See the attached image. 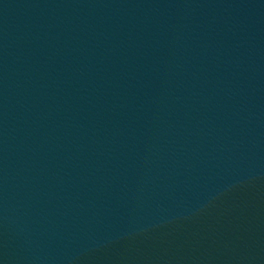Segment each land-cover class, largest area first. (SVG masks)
Segmentation results:
<instances>
[{
  "label": "water",
  "instance_id": "obj_1",
  "mask_svg": "<svg viewBox=\"0 0 264 264\" xmlns=\"http://www.w3.org/2000/svg\"><path fill=\"white\" fill-rule=\"evenodd\" d=\"M0 264H264V0H0Z\"/></svg>",
  "mask_w": 264,
  "mask_h": 264
}]
</instances>
